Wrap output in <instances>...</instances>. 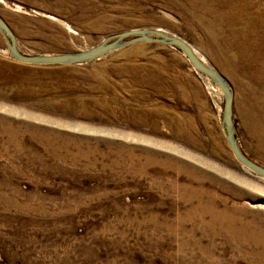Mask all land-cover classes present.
I'll return each mask as SVG.
<instances>
[{
	"label": "rangeland",
	"instance_id": "1",
	"mask_svg": "<svg viewBox=\"0 0 264 264\" xmlns=\"http://www.w3.org/2000/svg\"><path fill=\"white\" fill-rule=\"evenodd\" d=\"M200 1L207 9L189 0H0V15L27 54L85 49L131 27L181 36L228 80L237 143L264 166L259 74L231 62L235 48L217 45L246 30L250 49L263 54L264 27L226 23L235 13L255 15L250 9ZM204 76L176 47L153 41L82 63L19 62L0 33V124L22 129L18 145L0 133V264H250L245 240L237 248L222 234L210 239L193 216L178 217L202 184L235 207L238 221L252 222L247 232L264 223V178L232 155L222 94ZM131 160L136 168L122 166Z\"/></svg>",
	"mask_w": 264,
	"mask_h": 264
},
{
	"label": "bare ground",
	"instance_id": "2",
	"mask_svg": "<svg viewBox=\"0 0 264 264\" xmlns=\"http://www.w3.org/2000/svg\"><path fill=\"white\" fill-rule=\"evenodd\" d=\"M189 1L192 2L191 0H189ZM198 1H200V0H193V2H192L193 5L194 6H196V5L199 6V8H201V10L207 9L206 8L207 6L206 7L202 6L203 5L202 1H200L198 4H196V2H198ZM131 2H130V4H131ZM211 2L214 3V4H220V5H223V6L227 5L226 6L227 8L228 7L236 8V10L237 9H242V10L250 9L251 11L255 12V15H252V14L247 15L245 13H241V14L235 13V14L229 15V16L226 17V23L227 24L228 23L231 24V23H233L235 21H240L243 24V26L247 27L248 24H250L252 22L253 23L256 22V23H259V25L261 27L262 26L264 27V0H211ZM187 7H192V6L191 5H187ZM205 18L206 17L203 16V15H199V16H195L194 17V19H196L197 21L205 20ZM192 20H193V18H192ZM212 21H214V20H212ZM259 29H261V28H259ZM247 35H248V32L245 30V32L242 31L240 33H235V34L231 35V37L230 36H223L222 39L220 40V42L218 41L217 45H218V48H221L223 46L227 50L235 48L236 50L234 49L235 50L234 52L237 55L232 57V58H230L231 62L235 60L240 65V67L242 69H246L248 66H250V67L252 66V68H254V71L259 74V76H258L259 77V89L255 88V90L257 89L256 92H255V100L257 102V106L259 105V116L261 117V119L264 120V56H263L264 53L261 54L260 52H258L259 50L256 51L254 48L250 49V44L252 42H251L250 39H247V37H248ZM261 35H262V33H260L258 35L259 39H260ZM193 50L197 54V52H196V50L194 48H193ZM3 51H6V50H3ZM197 55L202 60H204L202 56H200L199 54H197ZM204 77H205L206 81L207 80L209 81V78H207L206 76H204ZM64 79H66V77ZM69 79H74V78L71 77ZM211 86H213V85H211ZM213 87L217 90V88L215 86H213ZM73 88H75V87H73ZM63 102H64V100H63ZM77 103L78 102L75 101V103H73V104L77 105ZM53 112H55V111H53ZM77 114L78 113H74V112L68 111L66 113V115H67L66 117H71V116H74V115H77ZM5 121H6V119L4 117L0 116V123H4ZM26 125L27 124H25L23 126L26 128V127H28ZM103 125H105V124H103ZM30 129H31L30 131H32V132H35V131L41 132V133H38V135H40V134L41 135H47L46 131H48V130L40 129V128H37V127H32V128L30 127ZM21 130L22 129H16L10 123H6L5 126H1V124H0V133L1 134L3 133L4 135H6L7 140H11L12 141V142L8 141L11 144L13 143L15 145H18V143L20 141L17 139V136H19V133H22ZM58 133H60V132H58ZM31 134L34 135V133H31ZM60 135H61V133H60ZM67 135H69V134L64 135V137L67 136ZM257 135L259 136V139H264V128H261L260 130H258V134ZM15 137H16V139L19 142L16 141ZM31 137H33V136H31ZM75 139H77V138H75ZM65 143H67V142H65ZM44 145H46V144H44ZM28 146H30V145L27 144V147ZM57 146H58V144H57ZM21 148H22V146H21ZM47 148H48V146H47ZM52 148H53V146H52ZM63 149H65V148H63ZM129 149H131V148H129ZM130 156H131V153H130ZM136 157H138V156H136ZM145 159H146V157H145ZM147 160H150V159H147ZM147 160H146V162H147ZM143 163L145 164V161L144 162L139 161L138 164H137V168L142 170ZM135 164L136 163L131 160L130 163L129 162L125 163V164L123 163L122 166H124L125 168L128 167V166L131 167V168L132 167L136 168L134 166ZM188 178L192 179L193 177L192 176L189 177V175H188ZM182 188L184 189V191L194 189V188H191L190 186H186V185L182 186ZM181 191H182L181 194H183V190H181ZM193 193L197 197L196 201H194L195 203H193L191 205H190V203H189V205L187 204V206L185 207L183 212H180V213H183L184 215L183 216H178V217H180V218H184V217L191 218L193 216L192 218H195L197 225L204 227V229L206 230V232L209 235L210 239H212L217 234H222V235H224L226 237L225 239H226L227 243L233 244L237 248L243 247L241 245V243H238V241L240 242V239L245 240L246 242H248V245H249V248H248L249 251H247V254H246L247 261L250 264L251 263H253V264H264V223H258L257 222L255 225L253 224L255 226V230L247 232L245 230V228H246V226L251 225L252 222L243 223V222L238 221L236 216L233 215V214H235V210H234L235 207L234 208H228L227 206L224 205V201L222 199H211V195H213V194H211L208 191H205L202 188V184H201V186L200 185L197 186V189H195L193 191ZM207 193H208L209 199L208 198L204 199L203 197H204L205 194L207 195ZM188 198H189V195H186V199L183 198L182 201L186 202L187 200H189ZM216 203L220 204L221 207L220 206L217 207ZM204 215H207L209 217L206 220V222L202 220V217ZM180 224H181V222L177 223L176 227L177 228H182V226L180 227ZM234 226H236L237 229H233ZM201 251L204 252L203 249H201ZM207 264H209V263L207 262Z\"/></svg>",
	"mask_w": 264,
	"mask_h": 264
},
{
	"label": "water",
	"instance_id": "3",
	"mask_svg": "<svg viewBox=\"0 0 264 264\" xmlns=\"http://www.w3.org/2000/svg\"><path fill=\"white\" fill-rule=\"evenodd\" d=\"M0 33L4 39L8 54L16 61L29 64L82 63L97 58L108 51L138 41H153L176 47L186 56L196 72L205 75L219 88L223 97L221 128L234 158L252 173L264 178V166L247 157L237 143L232 119L233 93L228 80L215 67L202 60L195 53L191 44L181 36L170 33L161 27H131L106 35L98 43L85 49L57 53L27 54L18 49L15 34L1 15Z\"/></svg>",
	"mask_w": 264,
	"mask_h": 264
},
{
	"label": "built area",
	"instance_id": "4",
	"mask_svg": "<svg viewBox=\"0 0 264 264\" xmlns=\"http://www.w3.org/2000/svg\"><path fill=\"white\" fill-rule=\"evenodd\" d=\"M207 86H209L210 89L215 90V88L213 86H211V85H207Z\"/></svg>",
	"mask_w": 264,
	"mask_h": 264
}]
</instances>
